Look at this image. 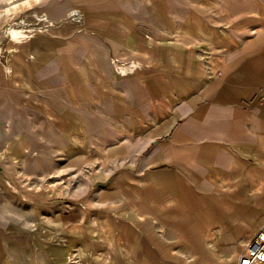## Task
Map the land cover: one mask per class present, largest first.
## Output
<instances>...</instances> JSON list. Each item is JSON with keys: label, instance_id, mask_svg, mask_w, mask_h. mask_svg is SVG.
I'll list each match as a JSON object with an SVG mask.
<instances>
[{"label": "crops", "instance_id": "obj_1", "mask_svg": "<svg viewBox=\"0 0 264 264\" xmlns=\"http://www.w3.org/2000/svg\"><path fill=\"white\" fill-rule=\"evenodd\" d=\"M78 5L56 23L58 32L33 27L5 40L0 108L20 111L11 145L7 133L0 144V175L24 166L29 173L96 174L94 198L65 193L70 235L49 247L52 264H213L206 257L216 255L215 224L226 241L236 228L214 207L219 175L241 167L256 187L264 182V0ZM29 117L63 126L71 137L75 125L101 150L57 146L52 155L26 156L18 130ZM92 206L111 233L84 245L69 226L87 220ZM56 211L48 214L54 222ZM8 243L0 226V264L10 256Z\"/></svg>", "mask_w": 264, "mask_h": 264}, {"label": "rangeland", "instance_id": "obj_2", "mask_svg": "<svg viewBox=\"0 0 264 264\" xmlns=\"http://www.w3.org/2000/svg\"><path fill=\"white\" fill-rule=\"evenodd\" d=\"M22 1L24 0H0V60L6 59L4 43L10 34L33 27L58 32L59 28L56 27V23L66 18L72 10L79 9L80 2V0H38V2L29 0V4L22 6L15 13L9 10L6 12L11 5ZM51 22L55 26H47ZM8 104L17 105L16 102ZM19 111L17 108L15 110L0 108L1 145L6 140V137H3L4 133H7L8 145H11V140L15 137L13 134L17 130L15 113L19 116ZM46 122L44 118H24L23 131L19 129L18 132L24 135L23 145L27 151L26 156L31 154L48 156L53 154L57 146L61 147L59 149L62 152L63 148H68L70 145L76 150L95 155L97 147L99 149L102 147V143L95 137L87 136L85 140L84 133L79 132L75 125L70 126L75 131L71 137L63 126H48ZM30 134L40 135V137H44L45 134H61L76 140L80 138L81 141L74 142L73 140L72 143L70 141H29L28 135ZM25 158L26 162L28 158ZM91 161L92 159L89 163L92 165ZM27 169L31 168L24 166L23 172L0 175V226L3 227L8 237L10 248V256L4 264H52L48 256L49 247L62 245L64 235H70L66 233L68 225L63 220V215L67 214L64 202L69 200L65 193L68 192V195L75 199L82 194L83 202L94 198L96 174L91 171L81 175L29 173L25 171ZM219 176H221L219 183L212 191L215 197L214 207L221 209L218 214L220 218L230 216L229 219L234 222L236 228L228 231L232 232V237L226 241L222 238L223 231L218 224H215L212 233L214 242L217 243L214 248L216 255L207 253L206 258L213 264H219V262L220 264H233L238 254L244 250L246 243L261 227L264 219V182L257 187L254 183L251 182V184L250 175L245 173L241 167L225 169L224 173ZM55 202L59 203L57 208L52 207ZM95 208V206L89 208L88 219L81 223L77 222V227L69 226L71 237L77 236L84 245H93L95 241L106 242L107 235L111 233L96 215ZM200 208L203 206L201 205ZM54 209H57L56 217L58 218L55 222L53 216L48 215ZM81 231H84L82 234L92 237L82 238ZM91 231H94V234L97 232L95 237L93 233H90ZM178 239L179 237L176 241ZM206 242L210 244L211 240ZM195 253L197 252L193 254Z\"/></svg>", "mask_w": 264, "mask_h": 264}, {"label": "built area", "instance_id": "obj_3", "mask_svg": "<svg viewBox=\"0 0 264 264\" xmlns=\"http://www.w3.org/2000/svg\"><path fill=\"white\" fill-rule=\"evenodd\" d=\"M261 101L264 102V92ZM233 264H264V221Z\"/></svg>", "mask_w": 264, "mask_h": 264}, {"label": "clouds", "instance_id": "obj_4", "mask_svg": "<svg viewBox=\"0 0 264 264\" xmlns=\"http://www.w3.org/2000/svg\"><path fill=\"white\" fill-rule=\"evenodd\" d=\"M37 2H38V0H37Z\"/></svg>", "mask_w": 264, "mask_h": 264}]
</instances>
